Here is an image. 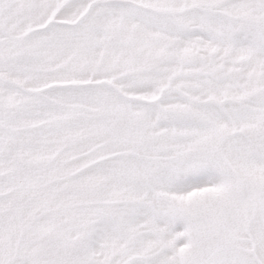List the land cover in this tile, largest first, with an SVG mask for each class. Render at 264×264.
<instances>
[{
  "label": "snow or ice",
  "instance_id": "obj_1",
  "mask_svg": "<svg viewBox=\"0 0 264 264\" xmlns=\"http://www.w3.org/2000/svg\"><path fill=\"white\" fill-rule=\"evenodd\" d=\"M0 264H264V0H0Z\"/></svg>",
  "mask_w": 264,
  "mask_h": 264
}]
</instances>
